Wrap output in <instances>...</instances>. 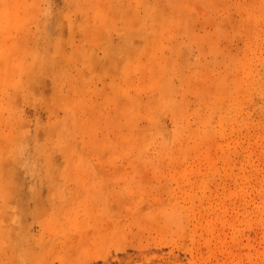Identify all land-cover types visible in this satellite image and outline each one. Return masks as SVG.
<instances>
[{"label":"rangeland","instance_id":"rangeland-1","mask_svg":"<svg viewBox=\"0 0 264 264\" xmlns=\"http://www.w3.org/2000/svg\"><path fill=\"white\" fill-rule=\"evenodd\" d=\"M0 264H264V0H0Z\"/></svg>","mask_w":264,"mask_h":264}]
</instances>
